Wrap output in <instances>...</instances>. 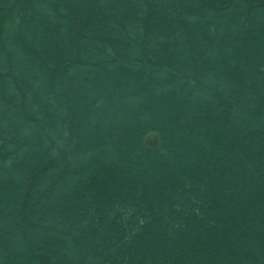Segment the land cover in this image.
<instances>
[{"label": "trees", "instance_id": "trees-1", "mask_svg": "<svg viewBox=\"0 0 264 264\" xmlns=\"http://www.w3.org/2000/svg\"><path fill=\"white\" fill-rule=\"evenodd\" d=\"M0 264H264V0H0Z\"/></svg>", "mask_w": 264, "mask_h": 264}]
</instances>
